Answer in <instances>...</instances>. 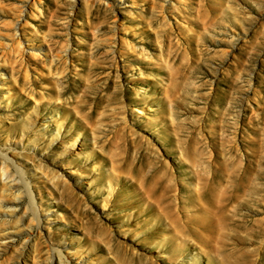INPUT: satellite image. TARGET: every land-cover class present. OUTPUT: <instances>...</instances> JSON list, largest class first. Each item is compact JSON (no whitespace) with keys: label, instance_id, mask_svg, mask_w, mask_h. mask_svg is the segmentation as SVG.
<instances>
[{"label":"rangeland","instance_id":"374dc122","mask_svg":"<svg viewBox=\"0 0 264 264\" xmlns=\"http://www.w3.org/2000/svg\"><path fill=\"white\" fill-rule=\"evenodd\" d=\"M0 201V264H264V0H0Z\"/></svg>","mask_w":264,"mask_h":264},{"label":"bare ground","instance_id":"6f19581e","mask_svg":"<svg viewBox=\"0 0 264 264\" xmlns=\"http://www.w3.org/2000/svg\"><path fill=\"white\" fill-rule=\"evenodd\" d=\"M10 187V186H9ZM10 189H12V187H10ZM1 202V201H0Z\"/></svg>","mask_w":264,"mask_h":264}]
</instances>
